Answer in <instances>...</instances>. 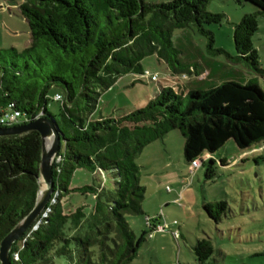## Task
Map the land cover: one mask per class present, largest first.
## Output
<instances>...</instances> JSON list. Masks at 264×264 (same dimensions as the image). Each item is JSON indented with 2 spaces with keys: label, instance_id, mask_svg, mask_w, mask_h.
I'll use <instances>...</instances> for the list:
<instances>
[{
  "label": "trees",
  "instance_id": "trees-1",
  "mask_svg": "<svg viewBox=\"0 0 264 264\" xmlns=\"http://www.w3.org/2000/svg\"><path fill=\"white\" fill-rule=\"evenodd\" d=\"M210 1L23 0L20 10L31 43L22 51L0 50V109L16 102L28 114L42 111V116L56 119L63 138L57 155L61 159L53 164L55 201L38 227L33 224L14 243L12 264H58L62 257L68 264L131 263L154 230L148 226L138 237L127 219L128 214L144 213L146 188L140 184L136 159L145 146L171 130H180L185 137L188 163L216 153L230 139L242 150L264 143V89L251 81L226 80L187 91L161 86L146 106L127 115L89 118L102 92L122 74L141 73V60L148 55L165 60L173 75L196 74L193 62H182L173 34L194 24L213 47L214 34L205 25L221 24L224 15L209 11ZM238 1H248L264 13V0ZM258 27L256 13L236 24V59L263 74L252 40ZM216 50L230 56L224 49ZM56 85L65 92L59 119L48 110V90ZM80 98L85 101L82 106ZM41 154L42 137L36 130L0 136V245L35 205ZM207 161L206 177L216 178V161L211 157L202 165ZM226 161L220 160L223 165ZM78 168L102 173L111 186L71 188ZM73 193L91 195L93 202L88 208L71 207L66 197ZM203 207L219 222L228 204L206 202ZM194 251L206 264L214 253L210 237L199 239Z\"/></svg>",
  "mask_w": 264,
  "mask_h": 264
},
{
  "label": "rangeland",
  "instance_id": "rangeland-1",
  "mask_svg": "<svg viewBox=\"0 0 264 264\" xmlns=\"http://www.w3.org/2000/svg\"><path fill=\"white\" fill-rule=\"evenodd\" d=\"M144 1L160 3L170 0ZM22 2L23 0H0V50L5 53L13 47L22 51L29 45L26 44L29 25L20 10ZM207 9L224 15L221 24L205 25L214 34L213 47H210L209 37L200 33L194 24L177 28L174 30L173 41L182 51V62H193L200 71H207L201 74L206 77L205 83L251 81L264 89V73H257L245 62L236 59L238 52L234 39L236 24L246 14L256 13L259 27L252 40L264 69V13H260L250 2L238 0H211ZM216 49H224L230 56L219 53ZM141 64L143 73L131 71L122 74L111 88L102 92L90 119L127 115L146 106L156 97L161 86H175L179 90L178 82H189L196 77L195 74H187L185 78L180 74L173 78L168 64L157 54L146 56ZM146 71L157 74L158 80L152 81L144 75ZM1 77L0 72V87ZM205 85L202 87H207ZM56 93L65 96L61 86H52L48 90V110L59 119L62 101L54 98ZM79 104L84 105V99L80 98ZM166 135L168 136L145 146L136 159L140 168V184L146 188L142 205L144 213L128 214L127 219L138 237L148 230L146 216L152 218L154 224L168 223L170 226L166 231L153 230L152 236L148 234L138 256L129 264H202L195 254L194 246L199 239L206 237H210L214 246V253L206 264H264V159L261 158L264 155V149L261 148L264 143L254 145V150H242L230 139L214 153L216 178L206 177V165L209 161L200 166L197 175L198 170L195 173L184 172L186 187L194 194L181 201V196H176L175 193L185 185L177 176L176 169L179 162L183 167L187 164L184 156L185 137L177 129ZM167 152L173 160L169 167L170 156ZM242 152H247V158L235 161ZM221 155L229 159L230 165L224 166L220 162ZM100 183L106 187L112 184L100 172L93 174L85 168H78L70 187ZM168 186L171 191L167 190ZM178 198L180 201H177ZM68 201L71 207L85 205L88 208L93 199L91 195L73 193L66 197V202ZM204 201L227 202V211L219 222L208 216L203 207ZM57 263L68 264L65 257L57 258Z\"/></svg>",
  "mask_w": 264,
  "mask_h": 264
},
{
  "label": "water",
  "instance_id": "water-1",
  "mask_svg": "<svg viewBox=\"0 0 264 264\" xmlns=\"http://www.w3.org/2000/svg\"><path fill=\"white\" fill-rule=\"evenodd\" d=\"M36 130L42 137L40 189L33 209L3 238L0 245V264H12L10 251L24 233L38 222L49 207L55 193L53 164L61 149L63 135L55 118L41 116L24 124L0 127V136L20 135Z\"/></svg>",
  "mask_w": 264,
  "mask_h": 264
},
{
  "label": "built area",
  "instance_id": "built-area-1",
  "mask_svg": "<svg viewBox=\"0 0 264 264\" xmlns=\"http://www.w3.org/2000/svg\"><path fill=\"white\" fill-rule=\"evenodd\" d=\"M144 75H147L148 77H150V79L152 81H157L158 80V75L157 74H151L149 71H146V73H144ZM187 75H183V77L186 78ZM54 98L58 101H62L64 99L63 94L61 93H56ZM43 115V112L41 111L39 114L37 115H33V114H28L24 111H22L18 106L16 102H11L8 104L7 107L5 108H1L0 109V125L2 126H13V125H19V124H23V123H27L29 121H32L38 117H41ZM211 158V155L209 153H206L205 155L193 160L190 164L191 167V172L195 173L197 171V169L200 168V166L202 165V163L204 162V160ZM57 161H59L61 159L60 156L56 157ZM168 191H171V188L168 186L167 187ZM53 202L55 201V199L52 200ZM177 201H180V198H178ZM51 210L50 206L42 213L40 219L38 220V222L35 224V226L33 227L34 229H36L38 227V225L41 223V221L48 216L49 211ZM147 224L148 226L152 227L154 226V230L156 231H166V229L170 226L168 223L166 224H162V223H158V224H154L151 220V218L147 217ZM174 234H177V232H174ZM150 236H152V234H150Z\"/></svg>",
  "mask_w": 264,
  "mask_h": 264
},
{
  "label": "crops",
  "instance_id": "crops-1",
  "mask_svg": "<svg viewBox=\"0 0 264 264\" xmlns=\"http://www.w3.org/2000/svg\"><path fill=\"white\" fill-rule=\"evenodd\" d=\"M28 35H29V39H27V41H26V44H30L31 43V34H30V31L28 32ZM201 69L200 68H196V69H194L193 68V70L192 71H196V77H194V78H192L189 82H183L182 81V83H177V85H178V88H179V90H182V89H184L185 91H187V90H189V89H192V88H201V89H204V88H207V87H209V86H211V85H216V84H214V83H205V78L206 77H204V76H202L201 74H203V72H207V71H200ZM172 75V74H171ZM180 74H176V75H173V78H176V77H178ZM203 84H206L205 86H207V87H202L203 86ZM173 87H175V86H173ZM176 88V87H175ZM120 117V116H119ZM118 118V117H117ZM168 135H166L165 137H167ZM164 137V138H165ZM166 149H167V146H166ZM168 153V155L170 154L169 152H167ZM210 154V153H209ZM211 155V157L215 160V157H214V154H210ZM170 156V155H169ZM247 152H242L236 159H235V161H237L239 158H241L242 160L243 159H246L247 158ZM170 161L168 162V165H167V167H169L170 166V164H172V162H173V160L171 159V156H170ZM221 159H227V161L226 162H228V164H226V165H224V166H228V165H230L229 164V159L226 157V156H224V155H221L220 156V160ZM240 160V159H239ZM186 163L187 164H185V166L183 167V164L182 163H178V167H177V169H176V172H177V176H179L180 178H181V182H184V185L185 186H183L180 190H177L176 191V193H175V195L177 196H181V201L183 200V199H187V198H189V195L190 194H194L193 192H191V190H190V188H187L186 187V185H187V183H186V178H184L186 175H184L185 173L184 172H187V171H191V167H190V164L186 161ZM238 163H240V162H237V164ZM233 164V163H232ZM237 164H234V165H237ZM174 165V164H173ZM198 171L196 172V175L199 173V170H200V168L199 169H197ZM188 176V175H187ZM189 187V186H188ZM177 199V198H176ZM175 199V200H176ZM206 202H208V201H204L203 202V204L204 203H206Z\"/></svg>",
  "mask_w": 264,
  "mask_h": 264
}]
</instances>
